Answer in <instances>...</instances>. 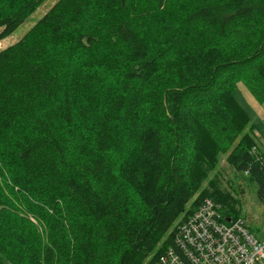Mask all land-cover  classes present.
Wrapping results in <instances>:
<instances>
[{
  "label": "trees",
  "instance_id": "trees-1",
  "mask_svg": "<svg viewBox=\"0 0 264 264\" xmlns=\"http://www.w3.org/2000/svg\"><path fill=\"white\" fill-rule=\"evenodd\" d=\"M46 1L0 0V42ZM240 83L264 0L56 2L0 49V264H155L205 199L240 217L223 159L264 205Z\"/></svg>",
  "mask_w": 264,
  "mask_h": 264
},
{
  "label": "built area",
  "instance_id": "built-area-1",
  "mask_svg": "<svg viewBox=\"0 0 264 264\" xmlns=\"http://www.w3.org/2000/svg\"><path fill=\"white\" fill-rule=\"evenodd\" d=\"M229 216L205 199L179 224L172 245L155 264H261L264 236L256 237L243 218Z\"/></svg>",
  "mask_w": 264,
  "mask_h": 264
},
{
  "label": "rangeland",
  "instance_id": "rangeland-1",
  "mask_svg": "<svg viewBox=\"0 0 264 264\" xmlns=\"http://www.w3.org/2000/svg\"><path fill=\"white\" fill-rule=\"evenodd\" d=\"M59 0H47L33 15L22 23L10 36L0 42V49L8 47L24 37L36 23L44 17L48 10ZM236 97L248 112L251 122L257 126L264 145V103L256 100L250 90L243 83L239 84ZM218 174L221 185L233 197L240 200L239 215L244 219L248 229L258 238L264 236V205L257 198V185L248 184L241 173L233 171L223 159ZM223 212H225L223 210ZM264 264V261L261 263Z\"/></svg>",
  "mask_w": 264,
  "mask_h": 264
},
{
  "label": "bare ground",
  "instance_id": "bare-ground-1",
  "mask_svg": "<svg viewBox=\"0 0 264 264\" xmlns=\"http://www.w3.org/2000/svg\"><path fill=\"white\" fill-rule=\"evenodd\" d=\"M136 23V22H135ZM145 26V25H144ZM233 36V35H232ZM187 78V77H185ZM166 82V81H165ZM168 84V83H167ZM165 85V84H164ZM85 94H86V91H85ZM71 96V95H70ZM79 99V98H78ZM83 100V99H82ZM78 104V103H77ZM146 123V122H145ZM124 143V142H123ZM132 145V144H131ZM259 163V162H258ZM17 170V169H16ZM59 170V169H58ZM14 172V171H13ZM25 172V171H24ZM48 183V182H47ZM231 201V200H230ZM118 202V201H117Z\"/></svg>",
  "mask_w": 264,
  "mask_h": 264
}]
</instances>
